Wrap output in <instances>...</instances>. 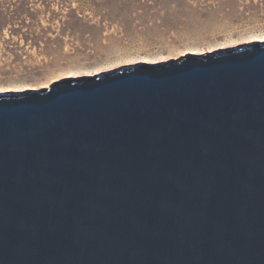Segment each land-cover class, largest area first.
Segmentation results:
<instances>
[{
    "label": "water",
    "instance_id": "obj_1",
    "mask_svg": "<svg viewBox=\"0 0 264 264\" xmlns=\"http://www.w3.org/2000/svg\"><path fill=\"white\" fill-rule=\"evenodd\" d=\"M0 264H264V42L1 92Z\"/></svg>",
    "mask_w": 264,
    "mask_h": 264
},
{
    "label": "rangeland",
    "instance_id": "obj_2",
    "mask_svg": "<svg viewBox=\"0 0 264 264\" xmlns=\"http://www.w3.org/2000/svg\"><path fill=\"white\" fill-rule=\"evenodd\" d=\"M264 42V0H0V93Z\"/></svg>",
    "mask_w": 264,
    "mask_h": 264
},
{
    "label": "bare ground",
    "instance_id": "obj_3",
    "mask_svg": "<svg viewBox=\"0 0 264 264\" xmlns=\"http://www.w3.org/2000/svg\"><path fill=\"white\" fill-rule=\"evenodd\" d=\"M218 52V51H217ZM213 53V52H212ZM203 55H205V54H203Z\"/></svg>",
    "mask_w": 264,
    "mask_h": 264
}]
</instances>
